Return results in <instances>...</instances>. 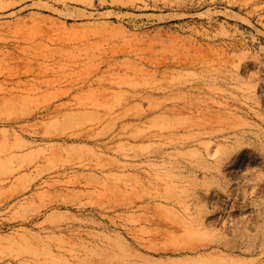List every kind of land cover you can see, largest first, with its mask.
Here are the masks:
<instances>
[{"label": "rangeland", "instance_id": "374dc122", "mask_svg": "<svg viewBox=\"0 0 264 264\" xmlns=\"http://www.w3.org/2000/svg\"><path fill=\"white\" fill-rule=\"evenodd\" d=\"M203 69L264 131V0H0V264H207L245 247L236 259L264 264V178L221 176L246 200H208L184 132L164 129L191 116L161 115L166 85ZM154 204L208 255L155 253L142 231L173 212Z\"/></svg>", "mask_w": 264, "mask_h": 264}, {"label": "bare ground", "instance_id": "6f19581e", "mask_svg": "<svg viewBox=\"0 0 264 264\" xmlns=\"http://www.w3.org/2000/svg\"><path fill=\"white\" fill-rule=\"evenodd\" d=\"M214 72L220 73L218 70L203 69L187 72L168 82L166 86L171 92L170 100L172 103L169 106L161 107V115L170 118L172 115L188 113L191 116L181 124L168 125L164 129L169 135L175 134L178 130L184 132L182 133L184 137L182 143L193 150L189 157L195 159L190 164L207 182V186L203 191L206 199L221 204L226 200H238L237 197L239 196L244 202L246 200L245 196L241 197L237 194L239 188L231 189L220 178L221 176L244 175L246 170L258 171L257 176L259 179L264 178V131L261 130V133H257L259 129L255 130L253 124L246 122L242 116L228 110L227 100L222 97L225 90L215 86L216 77ZM3 78L9 80L10 76L4 75ZM237 87V94L233 98L234 102H237L240 106L250 103L253 100L252 91L244 85H238ZM258 91H262V86L259 87ZM252 135L261 138L255 146L256 151L250 147V144H255ZM200 146H204L205 152L203 155L199 151ZM208 157L214 158V162H211ZM175 205L177 210L186 207V203L182 201ZM153 207L156 211L173 212L172 218L169 220L171 222L170 229L142 231L143 234L150 235V240L147 242L160 243V247L155 248V253L175 256L187 255L191 259L208 255L203 251L207 249V245H205L207 239L201 236L205 234L204 232L194 230L191 223L186 221L184 217L174 216V209L156 204ZM185 209H188V205ZM262 210L261 216H263V219L253 224V228L258 232L264 231V203L262 204ZM166 221L167 219L164 218L162 223ZM198 237L201 238V241H198ZM133 238L135 241H139L143 247L148 246L147 242L137 234H134ZM248 251V247L236 249L232 256L230 254L219 255L214 259H206L205 263L247 264L245 260L236 258H240ZM196 253L199 254L191 257ZM173 262H177V260H173Z\"/></svg>", "mask_w": 264, "mask_h": 264}]
</instances>
